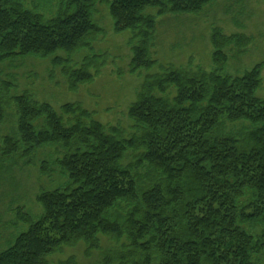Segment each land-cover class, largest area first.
<instances>
[{
	"label": "trees",
	"instance_id": "16d2710c",
	"mask_svg": "<svg viewBox=\"0 0 264 264\" xmlns=\"http://www.w3.org/2000/svg\"><path fill=\"white\" fill-rule=\"evenodd\" d=\"M212 1L0 0V73L37 57L69 90L91 83L103 65L91 44L104 32L97 4L108 6L116 33L130 30L128 72H148L127 111L129 136L79 103L56 110L28 90L12 93L13 74L0 78V124L14 118L0 134V183L16 187L15 170L28 167L48 176L35 194L40 211L16 209L0 264H49L81 242L86 255L99 252L94 264H264L262 65L224 72L228 51L244 53L250 37L213 26L210 70L150 72L157 19L198 14ZM84 49L93 53L78 66L62 57Z\"/></svg>",
	"mask_w": 264,
	"mask_h": 264
},
{
	"label": "rangeland",
	"instance_id": "374dc122",
	"mask_svg": "<svg viewBox=\"0 0 264 264\" xmlns=\"http://www.w3.org/2000/svg\"><path fill=\"white\" fill-rule=\"evenodd\" d=\"M150 12L155 13L154 10ZM94 20L104 29L103 34L91 42L93 52L102 56L103 65L91 83L82 84L77 90H69L60 70L51 67L49 59L37 57L16 60L13 67L1 65L4 72L0 73V78L7 80L10 79L8 74H13L15 87L12 93L28 90L35 99L50 103L56 110L67 102L79 103L93 113L94 119L103 124L119 126L128 134L123 132V135L129 136L132 121L127 111L137 99L140 84L148 72H128L132 57L130 30L121 33L114 31L106 4H97ZM157 21L151 47V56L157 66H153L150 72L159 71L169 64L178 68L201 67L210 70L213 51L210 35L212 27L217 26L226 35L242 33L250 37L244 53L234 55L233 51H228L224 72L240 75L245 70L262 65V87L256 94L264 98V0H213L198 14L165 15ZM93 52L84 49L72 56L67 53L65 56L59 55L68 59V65L74 67ZM8 119V122L0 124L1 136L8 132L9 125L13 123L14 118L12 121ZM130 155H127L125 162L131 160ZM14 176L16 187L0 183V250L7 246L11 233L17 232L11 225L16 220V209L25 205L33 214H37L40 210L35 202V194L39 187L48 182V176H40L35 167L17 169ZM17 193L23 195L21 202L11 199ZM111 243L107 237L101 236L102 246ZM89 255H86L85 244L81 242L71 247L64 246L49 256L48 262L60 264L70 256H74L78 264H94L99 259L96 250Z\"/></svg>",
	"mask_w": 264,
	"mask_h": 264
}]
</instances>
